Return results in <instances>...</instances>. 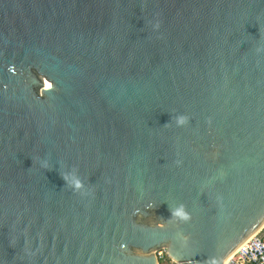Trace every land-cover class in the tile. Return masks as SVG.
<instances>
[{
    "label": "water",
    "instance_id": "water-1",
    "mask_svg": "<svg viewBox=\"0 0 264 264\" xmlns=\"http://www.w3.org/2000/svg\"><path fill=\"white\" fill-rule=\"evenodd\" d=\"M263 222L264 0H0V264H224Z\"/></svg>",
    "mask_w": 264,
    "mask_h": 264
},
{
    "label": "built area",
    "instance_id": "built-area-1",
    "mask_svg": "<svg viewBox=\"0 0 264 264\" xmlns=\"http://www.w3.org/2000/svg\"><path fill=\"white\" fill-rule=\"evenodd\" d=\"M157 264H181L164 248L154 251ZM224 264H264V223L225 260Z\"/></svg>",
    "mask_w": 264,
    "mask_h": 264
},
{
    "label": "clouds",
    "instance_id": "clouds-1",
    "mask_svg": "<svg viewBox=\"0 0 264 264\" xmlns=\"http://www.w3.org/2000/svg\"><path fill=\"white\" fill-rule=\"evenodd\" d=\"M257 51H260V49H257ZM173 119L175 120L177 127H183L189 123L190 118L187 115L178 114L175 117H172V120ZM167 124L168 123H166L165 125ZM40 165L41 167L48 169L49 160L48 159L40 160ZM60 175L63 176L66 182V185L70 187L74 192L80 193L81 195H87V191H85V184L79 178H75L71 182H69V177L66 173H63V174L60 173ZM169 210L172 212V218H177L179 221L184 222V223L189 222L191 220V216L186 211L185 206L183 204H181L176 209L170 208ZM185 239L187 238L185 237Z\"/></svg>",
    "mask_w": 264,
    "mask_h": 264
},
{
    "label": "bare ground",
    "instance_id": "bare-ground-1",
    "mask_svg": "<svg viewBox=\"0 0 264 264\" xmlns=\"http://www.w3.org/2000/svg\"><path fill=\"white\" fill-rule=\"evenodd\" d=\"M264 223V222H263ZM261 227V226H260ZM253 235V234H252Z\"/></svg>",
    "mask_w": 264,
    "mask_h": 264
}]
</instances>
